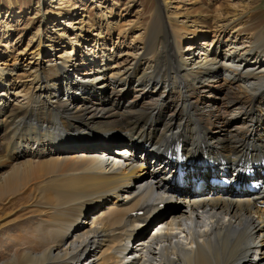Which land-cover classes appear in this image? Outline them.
I'll list each match as a JSON object with an SVG mask.
<instances>
[{
  "label": "bare ground",
  "instance_id": "6f19581e",
  "mask_svg": "<svg viewBox=\"0 0 264 264\" xmlns=\"http://www.w3.org/2000/svg\"><path fill=\"white\" fill-rule=\"evenodd\" d=\"M171 2L166 11L157 3L149 24L134 28L146 41L120 57L98 63L92 52L50 81L41 61L24 66L15 56L11 70L0 69V264H264L256 205L264 198V36L222 40L249 1L235 13L196 0L194 14L173 15ZM92 37L103 41L102 32ZM207 90L223 91L219 103L200 104ZM135 131V145L119 144ZM248 157L258 162L251 194L202 190L187 199L174 190L179 164L221 171ZM163 208L171 216L155 226L165 228L142 238Z\"/></svg>",
  "mask_w": 264,
  "mask_h": 264
},
{
  "label": "rangeland",
  "instance_id": "374dc122",
  "mask_svg": "<svg viewBox=\"0 0 264 264\" xmlns=\"http://www.w3.org/2000/svg\"><path fill=\"white\" fill-rule=\"evenodd\" d=\"M165 1L0 0V36L9 31L7 34L9 36L8 39L0 40V64H2L0 69L3 70V68L8 67L4 70H11L9 66L13 64L15 60L13 57L15 56L20 61L18 63L24 66L30 62L29 65L32 67V63L41 61L42 65L39 73L46 76L47 81H50L54 78L55 71L59 67H65L66 64L71 63L81 64L82 60L90 56L92 52L95 54L94 57L97 58L96 62L98 63H101L102 56L107 58L111 57L110 55H118L119 57L120 55H125L127 51H132L131 48H134V46L138 48L141 42L147 39V34L142 29L134 30V28H141L149 24L152 19L151 16L156 10L157 3L160 4V8L163 11H166L167 4H165ZM183 1V3H180L181 0H172L169 5L172 8L169 9V12L172 15V12L178 14V11L175 10L180 8L186 11L188 10L189 14H194L196 12L194 8L196 0ZM198 1L200 7L207 8L208 3L214 4L215 7L217 5L229 6L231 9H236L235 13L242 9L239 6H242V4L245 5L249 1V7L243 11L244 14L241 16L239 22L232 25L222 40L229 39V42H233V40L251 42L255 38L254 35L264 36V0ZM72 2H78V9L75 13L69 11V3ZM192 2L194 5H189ZM57 8L62 9L56 10ZM57 12L63 13L62 19L59 20L57 16L52 15ZM172 22L174 23V21ZM94 24L96 28L91 27ZM111 26L116 28V30L115 32L107 34V30H110ZM98 27L101 29L99 30ZM234 28H240L237 38L234 35H229ZM120 31L125 33L122 32L118 37ZM99 32H102L105 46H101L103 41L98 40L97 37L95 40L92 39V35ZM79 33L81 37L77 40L75 36ZM177 36L178 38L176 39L181 40L182 46L184 47L187 38L181 37V34H177ZM199 39L202 40L203 38ZM201 40L200 42H202ZM39 41L41 45H39ZM75 41L79 42V48H76ZM96 41L99 47L96 45V48L92 49ZM200 42L196 43L197 47L194 48L196 55L199 54L201 49ZM6 43L11 47L10 51L5 48ZM39 46H41V49L36 60L37 48ZM34 48L36 49V53L30 54ZM180 50L182 51L180 47H177L176 52L185 55ZM193 51L192 54L194 53ZM26 52L27 55H24ZM20 53H22L21 56ZM250 62L252 63V61ZM95 66H92V70ZM15 73L19 74L18 71ZM204 92L199 98L200 104L202 105L208 100L211 101L210 103H219V98L224 94L223 91L212 95L208 90Z\"/></svg>",
  "mask_w": 264,
  "mask_h": 264
}]
</instances>
